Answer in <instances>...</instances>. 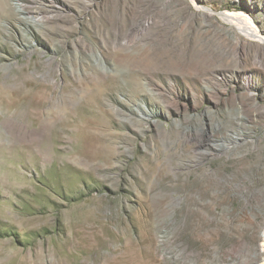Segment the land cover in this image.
Segmentation results:
<instances>
[{
    "label": "rangeland",
    "instance_id": "374dc122",
    "mask_svg": "<svg viewBox=\"0 0 264 264\" xmlns=\"http://www.w3.org/2000/svg\"><path fill=\"white\" fill-rule=\"evenodd\" d=\"M194 1L0 0V264H262L264 0Z\"/></svg>",
    "mask_w": 264,
    "mask_h": 264
},
{
    "label": "bare ground",
    "instance_id": "6f19581e",
    "mask_svg": "<svg viewBox=\"0 0 264 264\" xmlns=\"http://www.w3.org/2000/svg\"><path fill=\"white\" fill-rule=\"evenodd\" d=\"M192 3H193V6L197 9V10H199L200 12H202L203 14H206V15H211V14H213V13H215L216 14V12H214V11H212V10H210V9H208V8H206V7H204L203 5H199V4H197L194 0H190ZM190 2V3H191ZM196 10V11H197ZM218 15H220V16H223V17H225V18H228V19H231V20H234V19H238L237 18V16H239L244 22L240 25V28L241 29H244V30H246L247 32H249V33H251L255 38H257L260 42H264V36H259V34L255 31V29L252 27V25H253V23L247 18V17H245L244 15V17L243 16H240V15H236L235 16V14H227V13H217ZM246 18V19H245ZM139 22V21H138ZM147 22H148V20H142V22L141 23H138L136 26H133L132 28H131V30H140V27H144L146 24H147ZM150 22V21H149ZM138 28V29H137ZM130 30V29H129ZM245 41V44L243 43H240V46H242L243 45V47L245 48V47H247V45H249L250 43L249 42H247L246 40H244ZM239 44V43H238ZM237 44V45H238ZM236 45V46H237ZM237 48H238V46H237ZM263 50H264V48H263ZM259 51V50H258ZM262 51V50H261ZM263 53H264V51H263ZM264 232V231H263ZM258 236H262V243H261V246H262V250L261 251H264V233L263 234H258ZM236 243H234V242H230L229 243V247H228V250H227V252H228V254H234V253H238V252H240V251H245V253L246 252H248L249 251V249H250V245H249V243L246 241V239H244V238H241V236L240 237H238V239H236ZM254 256H256V255H254ZM252 258V257H251ZM255 259V258H254ZM262 264H264V256H263V258H262V262H261Z\"/></svg>",
    "mask_w": 264,
    "mask_h": 264
}]
</instances>
